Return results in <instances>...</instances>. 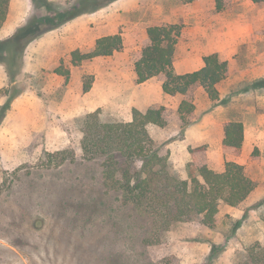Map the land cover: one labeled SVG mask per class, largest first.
I'll return each mask as SVG.
<instances>
[{
	"label": "rangeland",
	"instance_id": "374dc122",
	"mask_svg": "<svg viewBox=\"0 0 264 264\" xmlns=\"http://www.w3.org/2000/svg\"><path fill=\"white\" fill-rule=\"evenodd\" d=\"M49 1L62 7L67 0ZM258 1L257 8H263L264 0ZM193 2L119 0L62 28L60 37H68L66 44L71 42V37L80 44L78 38L82 37L84 50L78 51L86 54L94 51L96 38L120 34L123 38L120 52L111 58L84 61L78 67L84 83L96 84L101 96L97 97L101 120L131 121L133 102L147 108L144 112L164 107L166 127L150 124L148 131L162 152L169 153L182 179L188 177L187 166L195 154L217 173L223 172L228 162L244 166L255 184L254 192L237 207L221 204L212 229L198 220L179 222L167 230L161 222L154 224L142 210L125 205L120 193L106 184L101 160L87 162L83 159L82 121L88 114L69 116L77 106V97L64 103L61 97L67 90L64 85L53 93L56 97H44V100L51 103L52 127L65 131L71 140L69 148L64 150H72L77 160L60 166L49 165L48 155L61 151L54 133L50 142L47 138L34 142L18 164L6 165L0 155V188L3 187L0 192V264H163L167 259L172 264H244L253 246L264 247V132L246 135L244 131L243 137L244 140L248 137L250 149L240 157L234 156L233 149L224 147L225 129L222 132L220 128L211 130L203 126L188 142L185 139L186 131L195 122L204 124V113L218 116L225 126L239 122L243 114L239 115L234 99L245 85H222L227 94L213 103L201 88H194L185 97H160L159 87L164 81L161 76L149 84L154 96L159 93V97H143V91L140 97L139 91L136 92L138 97H129L134 89L127 88L134 84L129 83V77L148 44L149 27L181 26L174 64L181 63L185 71L197 67L185 58L188 52L197 61L210 50L217 40L214 34L223 24L234 28L239 7L231 0H217L209 16L201 12L194 19L191 18L196 9ZM18 8L17 3L15 9ZM34 11L33 5L29 15ZM16 15L14 12V18ZM50 73L46 71L43 77ZM29 84L40 86L36 81L19 82L26 89ZM76 87L74 85V93L81 94ZM114 89L118 97H111ZM184 100L200 111L187 116L185 123L178 114ZM261 107L264 108V104ZM244 115L250 121L258 120L252 113ZM261 130L264 131V127Z\"/></svg>",
	"mask_w": 264,
	"mask_h": 264
},
{
	"label": "trees",
	"instance_id": "16d2710c",
	"mask_svg": "<svg viewBox=\"0 0 264 264\" xmlns=\"http://www.w3.org/2000/svg\"><path fill=\"white\" fill-rule=\"evenodd\" d=\"M31 1L34 13L11 37L0 41V66L8 78L7 88L0 91V101L5 99L4 104L0 102V128L12 103L27 90L19 85L18 78L23 73L28 47L46 34L106 9L119 0H67L62 7L49 0ZM10 3L11 0H0V31L7 21ZM147 35L149 43L134 65L138 85L163 76L165 95L186 96L194 88H201L213 103L220 101L218 87L228 78L227 61H222L218 54H211L203 58L202 69L179 75L174 69V56L181 26H152L148 28ZM122 49L120 34L102 37L96 41L93 52L82 54L74 51L72 64L80 66L87 60L112 57ZM55 73L65 77L68 83L69 70L60 67ZM91 88V84L85 82L83 92L87 93ZM251 90L264 91V78L248 83L242 91ZM194 111L195 105L184 100L178 114L185 123L187 116ZM164 112V107L149 109L145 113L134 109L132 121L126 123L103 122L99 111L86 115L82 121L83 159L87 162L101 160L106 184L120 193L125 205L142 210L154 224L161 222L167 230L179 222L198 220L212 229L216 225L220 205L239 206L254 192L255 184L247 176L244 166L228 162L224 171L217 173L195 154L187 166L188 177L182 179L170 161L169 153L162 152L148 131L150 124L166 127ZM243 133L241 122L225 127L224 147L233 149L235 156L242 153ZM48 160L50 166H60L68 161L74 163L77 159L72 150H61L48 155ZM163 264L172 263L167 259ZM244 264H264V247L253 246Z\"/></svg>",
	"mask_w": 264,
	"mask_h": 264
},
{
	"label": "crops",
	"instance_id": "0c3cea01",
	"mask_svg": "<svg viewBox=\"0 0 264 264\" xmlns=\"http://www.w3.org/2000/svg\"><path fill=\"white\" fill-rule=\"evenodd\" d=\"M216 1L217 0H195L193 2V7L196 9H194L191 18L194 19L198 17L201 12L209 16L208 14L212 12L211 9L216 6ZM231 1L234 5L239 7L236 11L237 22L234 28H228L223 24L218 33L214 34L217 40L213 41L210 50H206L205 55L200 57L197 61L194 59L195 56L191 52H188V56L185 58H187L192 66L197 65V67L185 71L181 63L175 62L174 64L176 69L175 72L179 75H184L202 69L204 67L203 58L211 54H218L222 61H227L229 64L228 78L218 87L220 100L227 94V92L222 89V85L224 86L226 83L229 84V86L247 85L256 79L264 78V7L258 9L253 0ZM17 3L19 8L16 10ZM32 10L33 3L31 0H11L7 21L0 31V41L11 37L18 28L23 26L30 16L29 12H32ZM14 12L17 14L15 18ZM223 14L224 13H220V16H225ZM82 18L83 17L72 23L82 20ZM61 31L62 30L59 29L46 34L39 40L33 42L27 49L25 66L22 75L18 78V83L23 80L31 82L36 81L40 86L34 87L32 84H29L24 94L19 96L12 103L11 110L0 128V155L6 165L18 164L20 162L19 159L27 155L29 147L38 139L44 141L47 138L48 142L52 141L53 133L57 136L55 137V142L57 146H60L61 150L67 149L71 145V140L65 131L59 127H52L51 103L44 100V97H56L53 93L55 94L56 91L63 88L64 85H67V90L63 92V96H61L63 97L64 103L77 97L75 99L77 106L75 109L71 110L69 115L71 118L96 112L99 108V99L97 97L101 96L96 89V84L92 86L89 92L84 93L83 73L80 71V68H78L79 66H73L72 64V53L78 51V49L84 50V47L81 45L82 37L79 36L78 38L80 44L76 43V41L72 39L73 37L70 39L71 42L66 44L69 39L68 37H60ZM112 35H104L102 37ZM96 39L98 40L100 38ZM95 46L96 43L94 41L92 49L95 50ZM87 51H89V49H87ZM67 54L68 56L66 57ZM134 65L132 67L133 71L131 72L132 77H129V83L134 84L133 87H127L130 90L134 89L133 94L131 93L129 97H140L142 96V91L143 97H159V93L154 96V90L149 87L153 79L141 85L136 83ZM63 66H65V70L70 71L68 83L65 77L55 73L56 69L60 67L63 68ZM46 71H50L51 73L44 78L43 74ZM74 85H77V92L80 90L81 94L74 93ZM7 86V74L5 69L0 66V91L7 88ZM146 89L150 90V93H147ZM242 90L243 89L236 92V97L234 99L236 103V105H234L236 107L238 106L239 115L243 114V118L238 121L243 124L246 135L251 132L262 133L264 132L261 130V128L264 127V108L261 106L264 104V91L251 90L243 92ZM138 91L139 95L137 96L136 92ZM156 91H158L157 88L155 89V93ZM159 92L160 97H185L180 95H165L162 90V85L159 87ZM118 96L116 89H114L111 97ZM2 101L1 99V104H4L5 101ZM133 106H135V109H140L143 113L147 110V108L145 109L138 106L136 102H133ZM199 113L200 111L195 110L196 115ZM251 113L253 115L252 117H258V120L250 121L249 117H245L244 115H250ZM205 114L206 113H204L205 122L203 125H201L200 122H195L186 131L185 139L187 142L195 133L201 131L203 126L204 129L207 127L211 130L220 128L222 132L225 129V122L221 118L218 116L214 117L213 114ZM243 143L244 148H242V155L250 145L247 136Z\"/></svg>",
	"mask_w": 264,
	"mask_h": 264
}]
</instances>
